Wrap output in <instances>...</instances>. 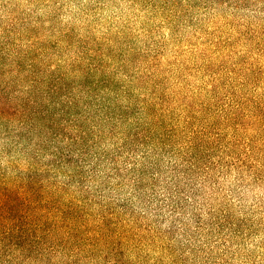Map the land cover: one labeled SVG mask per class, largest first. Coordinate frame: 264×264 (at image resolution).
Listing matches in <instances>:
<instances>
[{"label": "rangeland", "instance_id": "obj_1", "mask_svg": "<svg viewBox=\"0 0 264 264\" xmlns=\"http://www.w3.org/2000/svg\"><path fill=\"white\" fill-rule=\"evenodd\" d=\"M217 1L0 0V55L14 24L13 53L55 51L65 32L68 64L105 79L125 115L100 140L94 120L90 130L69 120L101 105L72 86L37 102L54 122L39 115L30 145L0 127V195L17 166L38 179L34 196L0 201V264H264V0ZM109 50L117 59L102 55L98 68L95 51ZM187 120L218 140L198 148L204 164L234 168L183 175ZM158 121L175 128L163 138L160 128L162 147L131 151V135Z\"/></svg>", "mask_w": 264, "mask_h": 264}, {"label": "trees", "instance_id": "obj_2", "mask_svg": "<svg viewBox=\"0 0 264 264\" xmlns=\"http://www.w3.org/2000/svg\"><path fill=\"white\" fill-rule=\"evenodd\" d=\"M209 1V0H208ZM213 2H218L217 0H211ZM16 22V21H15ZM28 27L24 28V31L27 30ZM23 31V32H24ZM68 36L69 31L66 32ZM2 38H4V48L2 49V54L0 55V127L4 126L2 130L9 132L10 136L15 139L18 143H23L24 145H30L32 136L31 133L35 130L33 129L34 120L40 122L41 119L39 115H44L46 121L52 120V117L48 115V111L46 113L40 112L35 109V105H38L37 102H48L50 101L55 94L59 92H64L66 88L71 90L70 97L75 94L74 88H77L82 92L81 97L83 104H87L91 99H96L101 105H99V109L97 112L92 111L91 106L84 105L83 109L76 112L67 113L70 117V121L74 120L80 126H85L90 130L91 121L94 120V125L97 130L98 135L100 136V140H102L105 136L104 132L101 130L103 126H105L107 121H112L111 131L117 128V122L124 118V112L121 111V108L117 105L116 100L109 99L106 95L111 94L109 90V85L102 79L101 76L95 74H86L83 70L76 67V63H69L67 59H65V54L62 51V44L66 43V45L71 46L69 41H66L64 37L65 32L60 33V37L56 40L55 51H50L48 48L39 46L30 45V49H26L21 47L15 53L11 50H7L5 48V42L10 38L11 35H15V37H21L22 31L15 27V24L12 25L8 29V31H2ZM57 36V35H54ZM23 39V38H20ZM35 39V38H34ZM32 39L31 42L34 40ZM9 41V40H7ZM91 43H93L91 41ZM36 43H33V45ZM48 46V45H46ZM35 47V48H34ZM89 44L86 42L85 44H79L78 48L80 51H84L88 49ZM101 49V48H99ZM28 50V51H27ZM90 50V49H89ZM93 53V52H92ZM103 52L95 51L94 55L98 58L99 64L96 65L98 68L102 67L107 60H104L103 56H108L112 58V60L117 59V55L112 50H109V54H102ZM55 55V58L53 57ZM102 56V57H101ZM56 60L64 61L61 65H55L54 62ZM132 58L124 59L117 66L121 68H126L124 65H130ZM134 62V61H133ZM57 66V67H56ZM72 75H79L80 78L77 80H70ZM22 87H20L21 85ZM73 86V87H72ZM62 95V93H61ZM197 94H193L191 96L195 97ZM201 95V94H200ZM80 99V97H77ZM104 100V102H100ZM70 103H74L71 101ZM40 107V106H39ZM74 114L77 120L72 119ZM150 118V117H149ZM140 123V119L137 122ZM82 124V125H81ZM184 130L187 133L189 141L186 144L181 145V152L184 154H180L177 159L182 160L181 165L188 166V173L183 175H187L188 178H192L193 173H196L197 170L194 168H203L204 169H212V165L214 168L223 167L232 169L234 168V164L231 165V158L226 162L223 157L221 160L217 162H211L210 165L202 161L201 155L204 158V152L202 150H198L201 146H207L209 144H214L218 140L215 137H211L206 133H201L195 131L192 128V123L187 120L184 123ZM165 125L164 121H158L153 123L150 127L146 129H142L139 133H137L136 139H133L131 135V151L136 152L137 148H147V151L150 149V143H153V147H156V144L160 145V141H157L159 137V130L163 128ZM167 126V125H165ZM164 133H161L163 138L166 134L170 136L175 131L173 126H167V129ZM138 141V142H137ZM226 139L223 140L225 142ZM233 140H228L229 144ZM34 143V142H32ZM127 145L120 147V151L126 148ZM162 147V145H160ZM247 147L248 144H246ZM207 153H210V149L206 148ZM25 154L27 150H24ZM145 154V153H144ZM176 155V153H173ZM190 155L189 157H186ZM63 157V155H61ZM102 156L106 158V154H101L99 160H101ZM177 156V155H176ZM228 156H231L228 154ZM68 158V157H66ZM66 158H63L65 160ZM225 165H223V163ZM180 165H176L173 168L176 175L179 176L182 170L179 169ZM15 172H19L17 175H12L8 179H4V182L9 187H5L4 191H2L0 195V201L2 204L8 203L9 200L18 201L20 199H24L26 197L34 196L36 189H33L32 184L36 183L38 180L35 175L26 176L22 169L18 166L14 170ZM179 180V177L177 178ZM179 182V181H178ZM178 185V184H177Z\"/></svg>", "mask_w": 264, "mask_h": 264}]
</instances>
